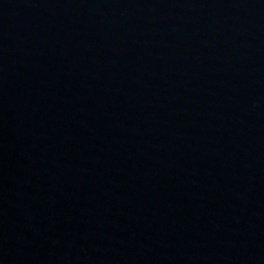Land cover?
<instances>
[{
  "label": "water",
  "instance_id": "1",
  "mask_svg": "<svg viewBox=\"0 0 264 264\" xmlns=\"http://www.w3.org/2000/svg\"><path fill=\"white\" fill-rule=\"evenodd\" d=\"M0 264H264V0H0Z\"/></svg>",
  "mask_w": 264,
  "mask_h": 264
}]
</instances>
